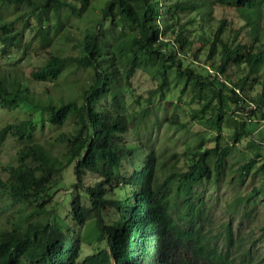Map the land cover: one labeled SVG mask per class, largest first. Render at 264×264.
<instances>
[{
	"label": "trees",
	"instance_id": "1",
	"mask_svg": "<svg viewBox=\"0 0 264 264\" xmlns=\"http://www.w3.org/2000/svg\"><path fill=\"white\" fill-rule=\"evenodd\" d=\"M217 7L234 10L243 24L217 19ZM70 28L78 32L72 45ZM27 29L35 34L22 51L34 45L49 49L47 56L28 76L16 67L0 70V107L31 106L44 118L24 112L0 127V145L11 140L17 148L0 176V197L20 212L10 227L0 226V264H110L111 255L115 264H264V222L258 253L244 236L233 240L229 224L207 225L205 203L193 190L227 179L228 156L243 136L252 135L248 145L255 150L264 143V0H0V53L9 57V46ZM139 68L157 84L145 105L127 112L123 87ZM171 70L182 90L189 87L201 100L190 116L214 133L212 146L180 137L184 168L176 152L158 158L150 139L161 125L152 97L164 98ZM36 82L53 89L32 88ZM259 83L261 91L250 94ZM225 121L233 123L228 136ZM50 128L55 135L46 134ZM130 131L133 141L123 138ZM256 156L233 166L231 179L242 183ZM70 165L76 194H68L65 225L55 215L60 202L48 206L39 198ZM86 173L91 180L84 184ZM84 243L96 246L81 257Z\"/></svg>",
	"mask_w": 264,
	"mask_h": 264
},
{
	"label": "rangeland",
	"instance_id": "2",
	"mask_svg": "<svg viewBox=\"0 0 264 264\" xmlns=\"http://www.w3.org/2000/svg\"><path fill=\"white\" fill-rule=\"evenodd\" d=\"M215 16L217 19L222 16L230 21V25L237 27L243 23L239 21L234 15V10L229 8L217 7ZM71 41L68 45H72L75 38L78 36V32L74 28H70ZM35 31L33 29H27L24 32V38L20 42L11 43L9 46V57L0 53V70H12L13 67L20 68L25 75L28 76L31 68L39 66L42 64L43 60L47 56L46 51L35 50L34 45L29 47V50L25 54L22 49L28 40L33 37ZM74 50L68 49L67 52L71 53ZM228 72L233 73V78L239 73L235 66L229 67ZM264 82V75L260 77ZM169 85L164 91V98L161 100L157 93L153 94L152 104L160 106L158 108L159 115L158 120L161 125L153 126L151 130L150 139L155 143V149H160L158 158L160 155H164L168 152L177 153V166L184 168L183 164V152L185 150V143L182 144L180 137L185 139L188 143H193L201 138V142L205 145L212 146L214 144V133L209 127L201 123L198 117H191L190 111L193 107L200 104V99H198L193 93L192 89L187 87L183 89V81L175 76L173 70L169 73ZM260 81V82H262ZM157 84L155 77L150 76L148 71L145 69H137L131 78L130 83L123 87V92L121 96L122 106L127 112H132L138 110L142 105L146 104V99L150 90H153ZM52 88L50 83H32V88ZM53 89V88H52ZM261 91V85L256 84L250 91V94H256ZM66 94V91H62ZM102 102V101H101ZM105 102V100H104ZM172 102V106H167L165 110H161L162 104ZM26 111H25V110ZM24 109H12V110H2L0 107V127L4 124L12 121H16L27 112L41 120L42 114L38 109L31 106H24ZM209 114L205 113L202 115V119H205ZM229 114H226L227 116ZM231 115V112H230ZM229 115V116H230ZM176 118L180 125H170L167 126L166 121ZM46 123V121H43ZM252 126V125H250ZM222 134L228 136L231 131H233V123L229 121L228 123L223 122L222 124ZM61 129L66 130L67 126H62ZM57 128L46 129V134L55 135ZM181 132L183 134L181 135ZM124 139L133 141L136 138V131H130V133L123 136ZM252 138V135L243 136L238 143H236V150L228 156V162L231 163V167H225V176L228 180H232L230 170H233V166L237 167L240 164L247 162L254 153L257 154L255 157V163L253 168L249 173L243 177L242 183H239L237 177L234 176V181H228L226 178H218L216 180L206 181L205 186L202 184H195L193 190L198 192L199 197H195L198 201L200 198L204 201L206 207V218L204 222L210 225L212 228L218 229L222 228L223 224L227 223L232 228L233 240L240 236H244L249 244H253V248L259 253L262 252L263 246L260 244L259 234L260 226L264 222V143L262 146L255 150V148L248 145V142ZM59 148L54 147V151ZM16 146L13 141L5 140L4 143L0 145V176L5 177L4 166L7 163H12ZM144 148L141 149L140 155H143ZM234 167V168H235ZM134 168L128 166L127 170L129 174ZM60 178L58 183H56L50 190L49 194H44L39 198V201L44 200L49 202L47 205L50 206L56 202H60L55 215L58 222L61 224L68 225L70 221V197L71 194V182L74 180L73 167L70 165L62 173L59 174ZM92 179H95L92 177ZM91 175L84 174L83 182L84 184L90 182ZM257 190V192L254 191ZM76 194L75 191H72ZM121 192V191H120ZM124 193V191H123ZM121 193V196L123 195ZM249 194V198L246 199L245 195ZM243 195L241 198L240 196ZM109 221L114 220V210L110 209ZM20 216L18 213V205L16 203H11L7 199L0 197V226L10 227ZM77 229V227H76ZM96 244H86L84 243L81 248L82 256L87 253L92 252L95 249Z\"/></svg>",
	"mask_w": 264,
	"mask_h": 264
},
{
	"label": "clouds",
	"instance_id": "3",
	"mask_svg": "<svg viewBox=\"0 0 264 264\" xmlns=\"http://www.w3.org/2000/svg\"><path fill=\"white\" fill-rule=\"evenodd\" d=\"M87 254H89V253H87ZM85 255H86V254H85ZM81 257H83V256H82V253H81ZM110 264H115V261H114L112 255L110 256Z\"/></svg>",
	"mask_w": 264,
	"mask_h": 264
},
{
	"label": "built area",
	"instance_id": "4",
	"mask_svg": "<svg viewBox=\"0 0 264 264\" xmlns=\"http://www.w3.org/2000/svg\"><path fill=\"white\" fill-rule=\"evenodd\" d=\"M208 70L211 74H214V71L210 67H208Z\"/></svg>",
	"mask_w": 264,
	"mask_h": 264
}]
</instances>
